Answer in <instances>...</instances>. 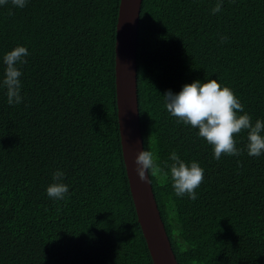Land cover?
<instances>
[{"label": "trees", "instance_id": "16d2710c", "mask_svg": "<svg viewBox=\"0 0 264 264\" xmlns=\"http://www.w3.org/2000/svg\"><path fill=\"white\" fill-rule=\"evenodd\" d=\"M143 0L138 96L150 176L179 264H264V153L214 157L165 107L164 94L216 79L264 121V0ZM120 0H11L0 5L4 56L28 49L19 104L0 87V264H154L122 154L115 43ZM226 39L222 42L221 37ZM264 134V133H262ZM204 169L197 199L175 194L170 159ZM68 185L65 198L47 188ZM164 172L169 176L165 177ZM150 174V173H149Z\"/></svg>", "mask_w": 264, "mask_h": 264}, {"label": "clouds", "instance_id": "9594fccd", "mask_svg": "<svg viewBox=\"0 0 264 264\" xmlns=\"http://www.w3.org/2000/svg\"><path fill=\"white\" fill-rule=\"evenodd\" d=\"M8 0H0L4 5ZM11 3L19 8L25 7L27 0H11ZM223 0H219L212 9L213 14L222 10ZM226 38L221 37L223 42ZM28 49L17 46L9 51L3 58L6 65L4 78L0 81V87L6 89L9 105L22 102L21 80L22 71L18 64L26 63L25 57ZM165 107L172 116L186 125L198 128L199 136L208 144L214 146V157L219 160L222 154L238 156L241 150L236 146L235 135L242 130H248L247 152L249 156L258 157L264 153V121L256 120L252 123L251 116L247 113L240 115L243 104L237 98L234 91L222 86L216 79L206 82L200 80L185 84L178 94L171 90L164 94ZM158 157L151 150L139 151L135 157V172L141 182H150V176H158L162 169L157 163ZM170 159V179L175 194L179 197L187 195L193 201L197 199L196 189L204 180V169L199 163L193 161L190 166L181 160L173 151ZM64 173L57 171L53 179L58 181L47 188L50 198L62 200L69 191L68 185L61 183ZM168 177L169 173L164 172Z\"/></svg>", "mask_w": 264, "mask_h": 264}, {"label": "water", "instance_id": "95a60500", "mask_svg": "<svg viewBox=\"0 0 264 264\" xmlns=\"http://www.w3.org/2000/svg\"><path fill=\"white\" fill-rule=\"evenodd\" d=\"M143 0H120L115 43V77L122 154L138 221L154 264H179L150 182L135 172L145 150L138 96V35Z\"/></svg>", "mask_w": 264, "mask_h": 264}]
</instances>
